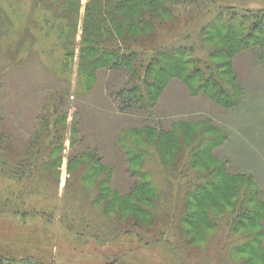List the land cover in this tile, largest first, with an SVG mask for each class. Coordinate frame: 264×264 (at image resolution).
Instances as JSON below:
<instances>
[{
	"label": "rangeland",
	"instance_id": "374dc122",
	"mask_svg": "<svg viewBox=\"0 0 264 264\" xmlns=\"http://www.w3.org/2000/svg\"><path fill=\"white\" fill-rule=\"evenodd\" d=\"M181 2L183 6L164 4V10L151 11L153 25L138 30V44L148 46L152 40L154 46H165L167 58L163 63L168 65L170 74H182L187 63L186 59L173 55L171 45L197 50L195 55L209 61L224 60L223 56L210 57L221 42L201 44L199 25L211 18L214 11L264 8V0ZM80 3L78 30L70 31L68 20L63 34L59 25L64 20L54 10L47 9L49 3L0 0V252L17 260L35 257L53 264H102L113 261L116 255L136 259L135 262L141 264H202L206 261L245 264L238 263L237 258L241 256L252 257L250 264H264V65L257 55L243 50L234 58L243 87L242 92L236 94L238 102L234 106L219 104L203 94L194 97L183 82L172 79L153 107H135L132 112L123 113L119 110L116 92L129 81L126 69L106 64L98 67L94 77L86 74L83 67L81 40L87 0ZM151 33L154 38L148 36ZM224 33L211 32L208 39L217 34L225 38ZM233 38L234 35H228V40L233 41ZM70 47L72 53L66 63L65 54ZM222 70L229 78L230 68ZM154 78L161 81L162 77L154 74ZM197 82L194 79L192 86ZM47 126L51 127V136L60 130L62 142L58 148L49 146L47 150L43 148L42 155L34 156L37 141L46 135ZM179 131L186 142L196 135L212 138L205 145L207 153L200 159L201 164L191 171L181 166L168 170L162 163V151L166 156L175 152L172 147L162 146L163 132H171L169 138L180 144ZM118 134L142 149L141 171L163 190V197L168 192L167 202L173 208L183 206L182 199L189 186L180 187L181 183L188 185L187 181L192 182L200 175H207L212 168L222 167L208 179L212 184L205 188L208 193L201 192L198 200L192 201L194 209L189 221L197 228L205 225L207 213L219 216L220 226L211 231L213 236L209 242L188 246L173 234L168 243H154L145 231L139 235L140 239L128 234L114 237L108 230V234L97 236L101 227L104 229L99 218L108 221L103 214V202L91 206L99 185L107 184L102 181L108 172L104 166L113 164V187L123 193L129 192L139 174L131 173L136 167L131 166L127 152L116 144ZM46 137V145H49L50 134ZM87 147L90 150L86 154ZM78 154L81 155L78 157ZM99 156L103 158V166L97 163ZM25 158L31 159L34 169L16 166ZM181 159L184 165L192 157L187 153ZM85 163L90 168L96 167V171L87 169ZM74 173L85 179L74 183ZM88 173L92 175L89 178ZM68 178L71 192L82 187L92 190L87 204L88 214H91L89 230L82 236L65 228L60 221L62 199L70 192L66 185ZM168 180L174 184L169 185ZM243 184H247L251 192L255 191V195H246L247 201L242 195L232 202H248L260 215L253 224L233 228L228 221L231 209L226 205L227 194L231 188L244 191ZM104 188L107 190L108 186ZM140 194L144 198L145 189L140 190ZM247 242L244 248L254 254L234 249Z\"/></svg>",
	"mask_w": 264,
	"mask_h": 264
},
{
	"label": "trees",
	"instance_id": "16d2710c",
	"mask_svg": "<svg viewBox=\"0 0 264 264\" xmlns=\"http://www.w3.org/2000/svg\"><path fill=\"white\" fill-rule=\"evenodd\" d=\"M36 1L40 4L44 2L49 3L50 6H48L47 9L50 11L54 10L53 12L61 16L60 18L64 20V23L59 26L63 34L67 30L65 22L68 20L70 22V31L73 29L75 31L78 30L81 0ZM180 1L181 0H87L81 40L82 50L84 51L83 67L86 68V74L94 77H96L95 75L97 74L96 70L98 67L106 66V64L112 65L113 68L122 66V68L126 69L129 81H127L125 87L120 88L116 92V96L119 100V110L121 112H132L135 107L150 109L148 105L153 107V104H156L158 95L172 79L183 82L190 94L194 97L203 94L209 96L219 104L221 103L228 107L234 106L238 102L236 94L241 93L243 88L235 69V56L243 50H251L264 65V8L256 10H237L235 8H229L223 11L230 12L231 14L227 15L223 14L225 12L217 13V11H214V15L211 18L202 26L199 25L201 27V41L203 40L201 44L203 43L205 46L208 41H214L215 43L217 41L221 42V46H216L211 51L210 57L214 59V57L223 56L224 60L220 62L214 60L209 61L205 57L202 58L199 55H195L197 50L186 49V46L182 47L178 44H176L177 46L171 45L174 47L171 50L174 51L173 55L175 54L177 59H186L187 63L184 65L186 69L182 71V74H170L167 70L168 65L163 63V60L167 58V50L163 49L165 46H154L152 40L148 46L138 44V30L153 25L150 20L151 11H162L166 8V4L172 6L181 4L183 6L184 3H180ZM212 10H214V8H212ZM46 22H50L48 18ZM220 30L222 33L225 32V38L217 34L216 37L213 36L208 39L211 32ZM228 35H234L233 41L228 40ZM148 36L154 38L152 33ZM226 43L230 44L226 46ZM192 46L195 47L194 45ZM68 49L67 54H65L66 63H68V56L72 53L71 47ZM176 61V63L179 64L178 60ZM159 62L162 64L160 65ZM225 67L230 68L231 73L229 78L226 77V73L223 74L224 72L222 69ZM154 74L162 77L160 79L161 81H157L156 78H154ZM194 79L198 80V82L196 85L192 86L191 82ZM48 126L46 135L37 141L38 148L34 150V156L42 155L43 148L47 150L49 146L50 148L56 149L58 148V144L62 142L60 130L58 133L55 131L54 136H51V127ZM180 132L181 131H179L181 137L180 144L178 142H173L172 139L169 138V133L171 132H163L164 139L162 140V146L166 149L172 147L175 152L173 155L166 156L161 150V158H163L162 163L168 170H175V168L179 169L181 166L191 171L192 168L201 164L200 159L207 153L205 145L211 142L212 138L207 135H196L193 136L191 140L186 139L188 141L186 142ZM49 134L51 142H49V145H46V136ZM117 140L118 142H116V144L129 155L131 166L136 167L131 169V173L133 175L139 174L136 176V179H134L132 188L129 192L123 193L113 187L115 173L113 164L104 166L107 168L108 172L102 181H107L106 185L108 188L106 190L104 188L106 185L101 184L102 187L99 185V190L96 191L91 201V206L103 202L101 203L103 205V214L108 219V221H104L99 218L100 226H104V229L101 227L97 236L108 234L106 232L108 230L109 234L114 237H118L121 234H128L140 239L139 235L145 231L144 233L149 234V236L152 237L150 240L154 243L158 241L161 243H168L167 241H170V237L173 234L180 237L184 245L188 246H193L194 244L198 246L209 242L210 238L213 236L211 235L212 232L220 226L219 216L207 213L206 217H204L205 225L201 228H197L189 221L194 209L192 201L198 200V197H200L199 193H208L205 189L206 186L208 184L212 186V184L208 183V179L211 178L216 171L221 170L222 167L212 168L207 175H200L194 178L192 182L187 181L188 185L184 186V184L181 183L180 187L184 188L189 186L186 187L187 190L182 199L183 206L181 209H178L177 206L173 208V206L167 202L169 198L168 192L166 191L167 193L165 192L166 195L164 194L163 197V190L158 189L151 177L146 175L147 173L141 171L142 149H139L134 143L132 144L125 141L122 134H118ZM213 140L216 141L215 138ZM145 141L149 143V140L147 141V139H145ZM157 145L158 148H160V141H158ZM86 150L85 153L87 154L90 150L89 147H87ZM187 153L191 155L192 160L188 161L187 159V162L182 165L181 158ZM80 155L78 154L77 156L79 157ZM93 155L95 154L93 153ZM171 156L173 159L170 158ZM30 160L28 161L27 158H25L22 162H18L16 166L24 169L28 166L31 168L33 163ZM97 163L103 166L102 156L97 158ZM32 168L34 169L33 166ZM86 168H90V165L86 164ZM82 170L84 172L85 169ZM89 170L96 171V167H92ZM89 174L90 173L87 174V178L92 176H89ZM76 175L74 173V183L75 181L80 182L85 179V177H78V175ZM71 177H73V174L70 175V178ZM69 181L70 179L68 178L66 185L67 190L70 192H67L62 199L63 207L60 221L65 225V228L82 236L89 230L87 224L90 223L91 214H88L87 204L89 203L92 190L82 187V190L81 188H75L74 191L71 192V190H69ZM168 184L172 186L174 183H172V180H168ZM243 187L244 191L241 188H231L227 194L226 205L231 209L229 211L231 213L229 214L228 221L233 228H240L253 224L260 215L259 210L257 208L255 209L253 206H249L248 202H243L241 204L232 202L235 198L237 200L240 199L242 195L245 196V201H247L246 195H255V191L251 192L247 184H243L242 188ZM142 189H145L146 195L144 198H142L140 194V190ZM118 199H121V202H119ZM177 200L178 199H176V201ZM225 212V210L222 211L221 216H224ZM94 234L97 233L94 232ZM248 244L249 242L236 246L234 249L238 252L254 254V251L251 252L244 248ZM251 258L241 256L240 259L237 258V261L238 263L250 264ZM112 259L113 261L102 264H141L135 262L136 259L127 260L117 255ZM0 264L53 263H48L35 257H22L17 260L12 256L4 255L0 252ZM202 264L211 263L206 261Z\"/></svg>",
	"mask_w": 264,
	"mask_h": 264
}]
</instances>
